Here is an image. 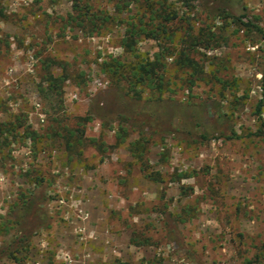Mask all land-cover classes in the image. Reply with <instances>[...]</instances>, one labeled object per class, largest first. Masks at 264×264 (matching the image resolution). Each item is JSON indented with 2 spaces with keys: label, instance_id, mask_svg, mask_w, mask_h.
<instances>
[{
  "label": "rangeland",
  "instance_id": "obj_1",
  "mask_svg": "<svg viewBox=\"0 0 264 264\" xmlns=\"http://www.w3.org/2000/svg\"><path fill=\"white\" fill-rule=\"evenodd\" d=\"M168 1L182 19L178 37L193 26L211 30L222 45L194 52L210 61L206 80L192 90L170 58L172 89L160 95L137 93L105 70L158 50L144 35L134 53L123 45L129 22H137L135 2L90 0L93 11L113 18L91 33L68 22L73 0H0V123H24L0 148V250L14 252L0 264H250L259 253L254 264H264V0H241L249 13L243 22L262 32L207 11L200 0ZM47 66L68 78L63 109L46 90ZM112 93L127 98L121 115L108 102ZM159 100L200 108L199 120L218 139L203 140L181 111L166 135L128 121ZM218 105L229 127L215 135ZM56 117L62 128L83 130V141L75 137L69 149ZM29 199L36 203L30 213L44 212L46 222L18 246L15 220Z\"/></svg>",
  "mask_w": 264,
  "mask_h": 264
},
{
  "label": "trees",
  "instance_id": "obj_2",
  "mask_svg": "<svg viewBox=\"0 0 264 264\" xmlns=\"http://www.w3.org/2000/svg\"><path fill=\"white\" fill-rule=\"evenodd\" d=\"M122 1V0H121ZM130 1V0H124ZM136 3L138 13L137 22L133 18L127 27L126 35L123 39V45L127 52L134 53L136 45L142 35L146 38L154 40L158 43V50L152 58L140 60L135 65H129L118 60H114L106 64L105 70L113 75L118 81L119 78L127 79V82L137 90L148 89L160 95L171 91V80L168 76L170 73L167 61L170 58L174 60L175 74L179 75L182 85L192 90L198 82L206 80V62L210 58L204 54V57L196 59L194 52L197 49L204 48L206 50L218 49L222 42L217 39L215 33L211 30H200L195 32L193 26L185 29L184 33L177 36V31L174 26L182 19L179 13L175 10L173 5L168 0H131ZM204 9L211 13H218L225 17L232 18L236 25L243 26L247 30L257 29L251 20L243 22L249 17L247 8L243 5L241 0H200ZM118 9L120 5L117 4ZM6 18L4 10L0 7V21ZM148 19L149 22H146ZM113 20L109 15H105L102 11H93L90 0H73V12L68 16V22L78 28H89L91 33L100 31L101 28H107L108 24ZM264 39V37H263ZM45 74L47 88L52 95L55 94V104H58L63 109V97L61 89L68 78L63 76L55 77L50 71V66H47ZM109 96V104L114 108V112L118 113L121 106H127V98L121 94L112 93ZM54 103V102H53ZM106 105V104H105ZM157 106L155 110H144L143 112H133L127 116L128 121L135 127L141 128L142 131L147 130L150 135H166L174 132L173 121L177 117L178 111L187 115L190 118V123L194 128L201 129L200 137L203 140L218 139L215 136L212 138L206 130V126L199 120V113L202 110L191 107L190 111H186L187 107L172 100L155 102ZM108 106V105H107ZM194 110V111H193ZM201 110V111H200ZM200 111V112H199ZM188 113V114H187ZM122 113H118L121 115ZM191 115V117H189ZM213 117L215 124L213 133L216 135L228 126V116L221 111L218 105L214 107ZM86 121V120H85ZM55 131L59 136H62L66 141L69 149H72L74 142L81 143L84 137V131L80 129L69 128L64 126L62 128V120L60 117L55 118ZM24 127V123L18 122H3L0 123V148L4 145L10 144V136H14L19 132V128ZM27 135L34 134L28 128H25ZM255 136L257 134H254ZM76 137L75 141L73 139ZM94 145L101 146L97 140H93ZM34 200L30 199L24 202V208L27 211L15 220L18 227L19 236L16 238L18 246L28 244L33 233L41 228L46 218L44 212L30 213V209L34 205ZM36 204V203H35ZM9 248L0 250V258L5 256H13L14 252L9 253ZM262 254H256L255 261H250V264L259 263Z\"/></svg>",
  "mask_w": 264,
  "mask_h": 264
}]
</instances>
